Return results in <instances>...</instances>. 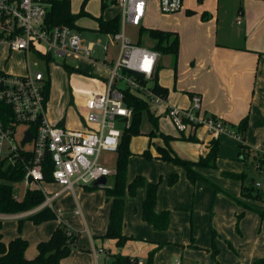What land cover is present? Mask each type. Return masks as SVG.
I'll list each match as a JSON object with an SVG mask.
<instances>
[{
    "label": "rangeland",
    "instance_id": "1",
    "mask_svg": "<svg viewBox=\"0 0 264 264\" xmlns=\"http://www.w3.org/2000/svg\"><path fill=\"white\" fill-rule=\"evenodd\" d=\"M83 0H70L69 6L72 14H78L80 11L85 12L89 17H82L77 20V26L81 28L79 32L80 38L85 42L97 43L100 41L105 44L107 41L106 35L97 32L96 19L101 17L102 20L108 21L117 15L120 11L115 6H109L105 9L95 2ZM200 1V0H198ZM197 0H187L184 2V8H195L194 4ZM209 0H201L202 4L207 7ZM212 2V0H210ZM260 1V0H259ZM263 1V0H261ZM260 1V2H261ZM250 0H221V14L229 15L238 9L243 10V13H258L259 7L254 5V1ZM185 11L173 15L161 14L158 10L157 0H149L146 11V16L142 22L144 29H157L162 31H174L178 29H185V22L192 19L183 20L181 16ZM192 16V15H191ZM241 15H238V18ZM126 36L136 45L143 48H150L152 41L148 38L146 33L139 36V31L136 28L129 26L125 27ZM41 48L40 45L36 46ZM92 59L101 63L109 58H115L117 54V46L109 47L107 54H104L100 47H95L92 53ZM26 58L28 64L37 62L38 69L43 72L46 78L49 79V99L48 103L56 112L62 111V108H74L79 111V117L84 121L85 113L81 112V106L91 97L95 91H102L105 89V79L107 74L98 67L84 62L83 59L58 58L53 57L46 63L45 57L36 52L33 48L29 54L24 55L21 52H10L9 49L0 44V71H4L12 75H22L25 72ZM108 63V62H107ZM113 65H110L112 67ZM78 70L80 73L76 72ZM85 79L96 80L98 85L92 88L91 83ZM89 80V81H91ZM118 88H124V84L118 82ZM149 110L152 115L157 114V129L153 133V137H147V134L152 130V125L149 122L147 114H144L141 119L140 132L143 135L133 137L131 139L129 149L132 155L128 159L126 181L132 183L137 176L142 177L146 182L158 184V194L160 197V205L166 207V211L170 214V219L173 222L171 229L162 235L160 238L154 239L157 242V247L154 251L152 264H176L178 263H192L199 264L203 259V252L211 248L212 238L214 233V242L216 248L219 250L220 257L225 261V264H236L237 256H242L238 253L256 245L260 236L257 232L259 229L251 233L248 229V236L244 237L240 229V220L235 221L231 230H222L218 232L221 224L225 223L224 215L222 213L223 204L218 200L215 203V196H222L234 202L235 196L233 192L241 191V182L237 179L231 178L226 174H234L231 169L236 166H242V171L245 169V163L239 160L238 152L236 156H229L230 152L226 151L225 157L219 158L216 161L214 169H200L198 173L204 180H198L195 183L187 181L186 173L180 166L173 163L162 161L155 158H146L142 153L152 150L156 146H163V141L159 138V132L170 136L174 140L178 138V132L172 125L170 119L163 116L164 111L149 104ZM64 126V125H62ZM67 126V125H66ZM119 128L120 125L117 124ZM24 131L25 127H19ZM159 131V132H158ZM149 142L154 145L148 147ZM181 139V137H179ZM173 141V140H172ZM17 142L20 138L17 137ZM186 141L185 148L173 152L183 160L197 162L200 157L197 156V144ZM196 146V147H195ZM26 148H30L31 144H27ZM155 149V148H154ZM257 151V150H255ZM156 153V150H155ZM225 158V161L223 159ZM100 162L107 167L111 172L114 171L116 162V153L103 152L100 156ZM250 162H248L249 166ZM239 172L238 174H240ZM236 174V173H235ZM171 175H176L177 181L173 185H169V178ZM254 183L261 185L260 191H264V173L258 174L256 171L252 173ZM113 185V176L107 177L106 188ZM76 196L70 193L63 194L62 197L52 205L53 212L57 217V221H48L39 225H34L31 221L25 220L22 226L21 236L26 235L29 241H32L36 234H42L47 239L51 236L53 230L57 225L61 224L66 227L71 234L76 236V243L72 248V252L77 251L80 256L76 263L95 264L92 253L87 252L92 248L89 239L100 240L97 238L105 234L108 218H109V203L106 202L105 192L103 189H95L87 191L82 187H75ZM41 190L50 196L53 186L47 184L41 185ZM13 195L15 200H21L24 196V188L22 183L13 185ZM141 193L143 197V189L136 192L133 198L126 195L124 204L125 224L124 233L133 238H144L147 236L145 230L139 228L138 222L144 224L140 214ZM263 198H255L252 201L263 203ZM216 205V207H215ZM51 209V210H52ZM215 209L217 212L215 213ZM19 219H5L2 220L3 235H10L13 233L18 235L17 224ZM224 221V222H223ZM38 226V227H37ZM147 226V225H146ZM149 228V227H148ZM153 232V229L149 228ZM45 231L46 235L43 233ZM226 233L228 238H226ZM223 235V236H222ZM46 239V240H47ZM45 240V241H46ZM31 243V242H30ZM160 247V248H159ZM162 247V248H161ZM201 249H200V248ZM37 248V247H36ZM84 248L86 253H82ZM203 248V249H202ZM99 249V246H97ZM142 253V252H141ZM146 254V255H147ZM145 255V256H146ZM142 258V256L140 255ZM147 258V257H146ZM146 258L141 259V264H146ZM100 258L98 264H101ZM177 263V264H178ZM110 264H112L110 262ZM140 264V263H139Z\"/></svg>",
    "mask_w": 264,
    "mask_h": 264
},
{
    "label": "built area",
    "instance_id": "2",
    "mask_svg": "<svg viewBox=\"0 0 264 264\" xmlns=\"http://www.w3.org/2000/svg\"><path fill=\"white\" fill-rule=\"evenodd\" d=\"M66 1L70 3V0ZM86 1H95L104 8L115 6L120 11L116 16L119 30L114 34H103L108 38L105 44L100 41L88 43L80 38L81 28L77 21L74 27L49 25L48 12L54 0H0V44L10 52L27 55L36 48V52L45 57L47 65L53 57L84 59L107 74L105 89L94 91L84 103V127L75 130L49 121L48 100L44 94L49 79L38 69L37 62L28 64L26 58L22 75L0 71V164L23 166L25 174L20 183L24 194L34 189L42 192L41 185L46 184L43 165L47 157L52 164L51 184L62 188L59 194H73L75 187L92 186L101 178L107 179L112 172L100 162V156L103 152H116L122 129L129 127L131 120V111L123 101L125 92L155 106L166 100L153 90L152 78L161 57L153 48L154 42L148 37L152 45L149 49L143 48L125 34L126 26L138 31L143 28L149 0H83L82 3ZM184 2L157 0V6L161 14L173 15L184 9ZM116 46L113 64L107 63V57L101 63L92 59L95 47L107 54L109 47ZM118 82L123 83L124 88H118ZM202 104V96L193 94L188 108L168 106L165 115L180 134L191 135L198 127H203L212 139L225 135L242 142L239 133L229 129L220 119L201 116ZM21 126L25 127L24 131H20ZM28 132L31 139L22 145ZM29 143L31 147L26 148ZM256 187L260 184L256 183ZM44 196L42 205L16 215L25 217L44 207L50 208L53 199Z\"/></svg>",
    "mask_w": 264,
    "mask_h": 264
},
{
    "label": "crops",
    "instance_id": "3",
    "mask_svg": "<svg viewBox=\"0 0 264 264\" xmlns=\"http://www.w3.org/2000/svg\"><path fill=\"white\" fill-rule=\"evenodd\" d=\"M186 1L187 0H185V2ZM250 1L253 3L252 0ZM253 1L254 5L259 7L258 11L261 12L243 13V10L238 9L237 12L233 11L229 15H224L221 14L220 10L221 0H212V2L209 0L207 7L204 6L200 0L194 4L197 8L196 10L195 8L192 9L193 7L184 8V13L187 14H183L181 19L192 20L185 22V29L182 27V29L170 31L176 33L179 39L177 56L162 55L156 65L157 84L168 92L165 103L156 106L164 111V117H166L165 111L168 106L188 108L190 97L193 94L202 96L203 104L201 116L216 117L232 131H236L239 122L247 117L248 123L242 142L236 141L225 135L218 138L219 150L217 160L225 157V155H227L225 154L226 151L230 152L229 156H236L237 152H240L239 146L241 144L264 154V0H260L261 2L259 0ZM238 15L241 16L238 18ZM114 60L115 58H108L106 61L109 64H113ZM83 61L95 66V64H92L90 61L84 59ZM85 80L88 81L89 84L91 83L92 88H94V85H98L96 80ZM49 103L47 105V117L50 122L60 126L64 125L62 127L75 130L84 127L85 123L78 116V110L67 107L62 108L60 112H56L51 108V104L49 105ZM81 112H85L84 104L81 106ZM156 116L157 114L155 113V117ZM178 134V138L170 142L171 149L173 148L175 151H178L179 149L185 148V139L191 137L194 138V141L189 143H196L198 146L197 156H206L208 153V145L213 139L207 135L203 127H198L191 135ZM179 137H181V139H179ZM151 146L153 147L154 145H152L148 139V147ZM154 148L151 149L152 159H156L157 157ZM223 161H225V158ZM199 170L200 169H198V171ZM231 170L238 174L242 171V166L233 167ZM47 186H53L55 189V191L52 190V194L50 195L53 199L51 202V209L52 205L55 204L63 194L70 193L63 192L59 194L62 188L56 184H47ZM75 189L76 188H74L73 194L70 193L74 197L76 196ZM98 189L102 188L98 187ZM140 189L143 188H139L137 191ZM42 192L47 195L44 190H42ZM144 194L145 192L143 189V197L141 193H139V197H142L140 201L141 206ZM233 195L235 196L234 202L221 195L218 197L215 196V203L217 202L216 199H218L223 204L222 213L225 221V223L220 225L218 232L221 233L224 229L230 231L235 217L242 213L240 221V229L244 234L242 238L248 236V229L251 230V233L259 229L257 233L260 236H258L259 240L256 242L255 246L244 252L238 251L242 256H237L235 263L252 264L256 259L264 255V220H261L255 212H264V203L242 198L240 190H235ZM237 200L240 201L241 205L236 203ZM162 211H166V207L160 205V197L157 191L155 212L160 213ZM216 212L217 210L215 209V213ZM124 215L125 213L123 211L122 233L128 236L124 233V228L127 226L124 222ZM0 217H3L0 219L2 241L4 244H8L19 235L14 233L13 235L12 233H10V235H3L2 220L25 219L27 216L18 217L17 215L0 214ZM172 222L173 220L171 218L168 228L164 231L154 230L144 221V224L138 222L137 226L145 230L147 236L139 239L132 237L133 240L128 241L121 248L116 246L115 240L100 239L96 241L90 238L89 242L92 251L90 249L87 252L92 253L91 256H93L95 264H98L99 258L102 261L101 264H110V262L113 264L116 255L127 257L130 262L137 260V264H141V259L143 258V260H145L148 256L147 253L157 247V242H155L154 239L165 235V233L171 229ZM148 227L153 229V232L150 231ZM42 231L46 235L45 231ZM225 234L226 238H228V233L225 232ZM21 237L28 242V247L24 253L27 259H33L37 255V244L47 239L42 234H36L32 241H29V237L26 235ZM97 246H99V249H97ZM209 251L210 249L203 252V259L199 264L212 263ZM82 253H86L84 248L82 249ZM79 256L80 253L74 251L62 261V264H84L76 263L75 260H77ZM217 260L220 264H225L224 259L220 257V253ZM177 263L178 261L176 264ZM127 264L129 263L127 262ZM185 264L192 263L187 262Z\"/></svg>",
    "mask_w": 264,
    "mask_h": 264
},
{
    "label": "trees",
    "instance_id": "4",
    "mask_svg": "<svg viewBox=\"0 0 264 264\" xmlns=\"http://www.w3.org/2000/svg\"><path fill=\"white\" fill-rule=\"evenodd\" d=\"M102 9H105L102 7ZM89 17L85 12L80 11L78 14H72L70 11L69 2L66 0H54L51 9L48 12L47 22L49 25L66 24L70 27L75 26V22L82 18ZM97 31L101 34L116 33L119 30V19L114 17L109 21L102 20L101 17L96 19ZM79 29V28H77ZM80 31V30H79ZM146 33L147 36L154 42V50L162 55L177 56L179 39L176 33L170 31H162L157 29H139V36ZM76 72L80 73L78 70ZM153 90L166 98L167 90L161 88L157 84V72L152 78ZM50 83H46L45 97L49 99ZM124 105L131 111V120L129 127L123 128L120 142L116 150V162L113 176V185L110 188L103 187L106 201L110 204L109 218L105 234L98 236L100 239H111L116 241L118 248L123 247L128 241L133 240L132 237L123 235V211L126 200V195L133 198L139 188L144 189V199L141 206L142 220L150 225L154 230L164 231L168 228L170 214L168 211L160 213L155 212L156 196L158 191V184L146 182L142 177L137 176L132 183L126 181V171L128 159L132 155L129 149L131 139L143 135L140 132L141 119L144 114L148 115L149 122L152 125V130L147 134V137H153L154 131L157 130L158 118L150 113L149 103L137 97L131 96L128 91L124 95ZM248 119L243 118L238 126L236 132L241 136L243 141L246 132ZM159 138L163 141V146H156V159L173 163L184 169L187 179L195 183L198 180H204L198 173V169H214L218 159L219 142L218 139H213L208 145V153L204 157H200L197 162L180 159L171 149L170 142L173 140L170 136L159 133ZM185 141H194V138H187ZM240 152L238 154L239 160L245 163V169L240 174H226L227 176L237 179L241 182L242 198L254 200L255 198H263L264 191H260V187H256L253 182L252 173L255 171L258 174L264 173V154L252 150L251 148L241 144L239 146ZM142 156L151 158V154L147 149L142 153ZM248 162H250L249 166ZM52 164L49 157L43 165V176L46 184L53 182L51 176ZM25 172L23 166H7L5 163L0 164V214L16 215L31 211L45 202L44 194L38 190H28L20 201H16L12 197L13 185L20 183ZM177 181L176 175H171L169 178V185L175 184ZM98 187H84L87 191H92ZM241 205L240 201H236ZM246 207V206H245ZM245 209V208H244ZM261 220H264V212L255 211ZM242 213L236 216L240 220ZM25 220L31 221L34 225H39L48 221H56L55 213L48 207H44L34 214L27 216L25 219H19L17 224L18 235L12 239L8 244L2 241V234L0 233V264H62L72 251L76 243V236L71 234L68 229L61 224L57 225L53 230L51 236L46 241H41L37 244V255L33 259H27L24 253L28 247V242L23 239L20 234L22 225ZM1 230V222H0ZM210 248L211 264H220L217 260L219 250L215 246L214 233ZM154 251L150 252L146 258V264H152ZM113 264H137V260L129 261V258L120 255L115 256ZM252 264H264V255L256 259Z\"/></svg>",
    "mask_w": 264,
    "mask_h": 264
},
{
    "label": "water",
    "instance_id": "5",
    "mask_svg": "<svg viewBox=\"0 0 264 264\" xmlns=\"http://www.w3.org/2000/svg\"><path fill=\"white\" fill-rule=\"evenodd\" d=\"M136 75L138 77H141L140 74H136ZM30 139H31V134L28 132V133H26V137H25L24 141L22 142V145H24L25 143L29 142ZM106 183H107V179L106 178H101V179L97 180L96 182H94L92 184V187H95V188L96 187H101V188H103V187H105Z\"/></svg>",
    "mask_w": 264,
    "mask_h": 264
}]
</instances>
